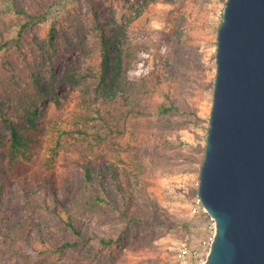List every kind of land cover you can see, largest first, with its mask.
I'll list each match as a JSON object with an SVG mask.
<instances>
[{"label":"trees","instance_id":"obj_1","mask_svg":"<svg viewBox=\"0 0 264 264\" xmlns=\"http://www.w3.org/2000/svg\"><path fill=\"white\" fill-rule=\"evenodd\" d=\"M57 1L0 0V53L13 49L0 70V226L6 199L17 192L18 185L29 203L42 198L44 206L71 230L73 237L62 246H85L92 260L60 262L41 251L35 254L39 246L48 247L49 239L32 222L23 225L26 251L32 258L22 264H115L125 237H103L84 224V210L95 199L115 208L123 204L139 211L152 209L149 197L139 193L140 180L135 181L153 172L141 149L179 106L170 95L171 79L163 70L130 76L149 47L131 39L128 24L118 19L114 6L94 0L87 19L65 15L56 18L45 35L32 31L47 19ZM106 7L110 12L105 13ZM70 50L94 60L86 66L54 70L56 58ZM63 86H71L77 97L72 108L68 105L74 131L90 135L93 144L111 150L107 159L86 166L79 194L66 205L56 199L66 176L56 165L59 151L56 148L53 155L43 156L54 121L40 115L50 109H44V101L60 103ZM133 149V155L121 154ZM152 207L158 208L156 204Z\"/></svg>","mask_w":264,"mask_h":264},{"label":"rangeland","instance_id":"obj_2","mask_svg":"<svg viewBox=\"0 0 264 264\" xmlns=\"http://www.w3.org/2000/svg\"><path fill=\"white\" fill-rule=\"evenodd\" d=\"M97 1L104 6H114L118 19L128 24L131 39L149 47L130 76L139 78L152 69L163 70L171 79L170 95L179 107L168 114L165 123L157 126L141 149V155L146 157L153 172L135 181L140 180L139 193L149 197L152 209L139 211L125 208L123 204L115 208L95 199L84 210L83 222L103 237H125L119 244L121 256L115 264H176L177 249L182 243L197 244L209 233L205 214H196L192 209L198 197L200 169L205 157L217 75L218 29L227 0ZM95 3L94 0H58L49 9L47 19L32 31L45 35L52 22L65 15L87 19ZM104 11L110 12V8ZM12 51L7 49L0 53V70L5 68ZM92 60L74 50L63 51L53 69L62 71L72 65L86 66ZM60 92V103L44 101V109L47 106L50 109L40 115L54 121L43 156L53 155L56 148L59 151L56 165L65 170L66 176L56 199L66 205L72 204L79 194L86 166L107 159L111 150L93 144L90 135L74 131L71 108L76 94L71 86H63ZM96 127L97 124L93 125ZM135 151L121 154L133 155ZM16 191L6 199L2 213L0 264H22L32 258L26 251L23 236V225L32 222L39 224L49 239L48 247L39 246L35 254L41 251L60 262L92 261L85 246H62L73 237L72 232L44 206L42 198L29 203L18 185ZM142 201L145 203V198ZM153 204L158 208L154 209ZM135 217L139 220H134Z\"/></svg>","mask_w":264,"mask_h":264},{"label":"water","instance_id":"obj_3","mask_svg":"<svg viewBox=\"0 0 264 264\" xmlns=\"http://www.w3.org/2000/svg\"><path fill=\"white\" fill-rule=\"evenodd\" d=\"M198 196L216 220L204 264H264V0H227Z\"/></svg>","mask_w":264,"mask_h":264},{"label":"built area","instance_id":"obj_4","mask_svg":"<svg viewBox=\"0 0 264 264\" xmlns=\"http://www.w3.org/2000/svg\"><path fill=\"white\" fill-rule=\"evenodd\" d=\"M192 210L196 214H205L208 219L209 233L197 244L188 242L182 243L177 249L178 257L176 264H204L216 234V220L206 211L199 196L197 197Z\"/></svg>","mask_w":264,"mask_h":264}]
</instances>
